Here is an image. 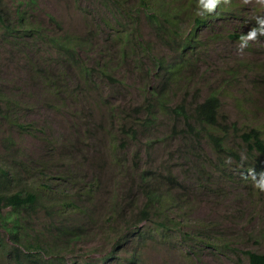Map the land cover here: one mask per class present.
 I'll use <instances>...</instances> for the list:
<instances>
[{
	"label": "rangeland",
	"instance_id": "374dc122",
	"mask_svg": "<svg viewBox=\"0 0 264 264\" xmlns=\"http://www.w3.org/2000/svg\"><path fill=\"white\" fill-rule=\"evenodd\" d=\"M2 2L16 22L18 10L24 25L43 28L40 36L15 38L0 25V103L12 105L8 116L0 114V162L17 166L45 204L25 229L24 240L40 237L39 264H101L123 237L125 264H250L245 250L264 252V192L248 176L250 169L264 172V154L241 136L252 128L264 135V50L238 51L234 35L248 24L244 4L206 14L208 22L197 29L203 46L190 50L195 61L184 65L181 81L167 85L166 108L152 93L162 82L155 62L179 54L162 42L140 0ZM248 8L264 10L256 0ZM194 17L181 23L184 33ZM59 35L75 38L86 71L47 41ZM211 92L222 100L214 130L224 136L222 154L208 139L211 126L195 121L191 129L172 110L183 98L190 105ZM7 136L14 138L9 147ZM146 175L158 194L169 196L166 212L177 228L152 218L131 231L137 225L129 227L131 213L147 200ZM81 191L89 196L81 201L84 213L47 210L54 197L77 198ZM61 221L81 226L84 235L68 243L56 227Z\"/></svg>",
	"mask_w": 264,
	"mask_h": 264
},
{
	"label": "trees",
	"instance_id": "16d2710c",
	"mask_svg": "<svg viewBox=\"0 0 264 264\" xmlns=\"http://www.w3.org/2000/svg\"><path fill=\"white\" fill-rule=\"evenodd\" d=\"M33 1V0H30ZM152 5V6H151ZM197 0H140V8L146 12L147 19L149 23L153 24L160 34L162 42L168 45L170 48H174L175 52L179 54V57L175 58L172 62H169L165 58H158L156 66L159 68V73H157L162 78L161 85L159 87L154 86L152 91L153 95L159 102V106L163 105L167 108L165 103L167 98V85H171L172 82L181 81V74L184 65L190 61H195L192 59L189 53L191 49L196 52L198 49L202 48L204 40L199 37L198 27L208 22L206 16L196 15L197 11ZM194 15H196L194 17ZM194 17V23L187 33H184L181 23L185 22L186 18ZM17 22L15 16L11 13L7 5L0 0V25L3 26L8 35L14 36L15 38L19 35L29 36L31 34H36L38 36L43 33V28L24 25L23 21L25 15L23 12L17 10ZM48 42L52 43L55 47L63 50L73 57L77 63H80L81 70L83 64L77 57V42L75 38L71 35L67 36H49ZM86 71V70H85ZM108 76L112 77L110 74ZM182 102L177 103L173 106L172 110L177 116H183L187 121V124L191 129H194L195 121L199 124H207L211 126V131H207L208 139L214 144L215 149L219 153H223L225 150V145L223 141L224 136H220L217 132H214L215 126L220 123V108L222 106V100L219 94L211 92L203 100L195 99L190 105L185 104V98ZM154 100L147 101L146 109L152 112L154 106ZM157 104V102H155ZM11 100H5L0 103V114L8 116L11 109ZM194 123V125L192 124ZM32 122L23 123L20 122L22 126H30ZM203 126V125H202ZM204 127V126H203ZM201 128V127H200ZM203 129V128H202ZM195 130V129H194ZM201 131V130H199ZM260 130L251 129L250 131L242 132L241 136L244 139L243 143L246 141V145L249 149H258L264 151V140L260 137ZM8 147L14 143V138L7 136L4 139ZM225 152V151H224ZM232 156L237 157L238 161L241 162V157L238 152L231 151ZM221 162L226 163L221 157ZM150 176L146 175L142 177L145 183V196L147 198L143 206L137 207L132 215V222H128L131 231L137 230L139 224L147 219H154L159 221V224L165 228H177L178 221H175L166 212V202L169 196L165 194H158L150 183ZM16 184L17 188L11 189V185ZM33 188V187H31ZM30 188V183L23 172L16 166L11 167L2 162H0V257H8L14 264H26V260H30L29 264H39L40 255L42 252L36 251L41 244L40 237L37 236L35 240L29 241L26 239L27 227L26 224L29 223L28 217H31L32 213L37 211L38 206L45 205L42 202L40 194L34 189ZM166 193V192H165ZM84 194L89 197L86 192H80L74 195L72 198L70 195H65L61 200L54 197L48 206L52 209H48L50 214L53 212L59 213L63 211H78L85 212V208L81 206V201ZM135 202L130 201L127 207V213H130L129 209L131 205ZM123 217L126 219V214L120 212L118 217ZM59 232L65 236L66 241L70 243L72 238L84 235V230L81 226L77 224H67L65 221H61L56 224ZM7 237L12 239L10 243ZM125 238L123 237L118 242V247L116 251L106 254L102 258L101 264H125L120 260V253L123 251L122 244L125 243ZM21 244L29 251H23L20 246L14 244ZM36 252H32V249ZM248 256L250 264H264V252H259L256 250H245ZM23 252V253H22ZM133 255V254H132ZM64 256L60 255L61 262H64ZM130 261L134 260V256L129 258ZM1 261V260H0ZM26 262V263H25ZM50 261L48 264H53ZM44 263V262H43Z\"/></svg>",
	"mask_w": 264,
	"mask_h": 264
},
{
	"label": "clouds",
	"instance_id": "9594fccd",
	"mask_svg": "<svg viewBox=\"0 0 264 264\" xmlns=\"http://www.w3.org/2000/svg\"><path fill=\"white\" fill-rule=\"evenodd\" d=\"M251 2L252 0H197L196 15L201 17L206 16V14L218 15L220 9L226 12L227 7L232 9V6L230 5L239 6V4H244L247 11L246 18L248 19V24L244 34L234 35L239 38L238 51L243 52L245 48L250 46L252 49H255V52H260L261 50H264V10L260 11L258 14H251L256 12V9L249 10L248 4ZM256 3L264 8V0H256ZM233 8L234 11H237V7ZM260 61L261 59H258V62ZM260 132V137L264 140L263 132L261 130ZM244 144H246V141ZM256 150L259 153L264 154V151ZM227 162H230V160ZM248 176L251 177L253 186L259 191L264 192V172L257 175L253 169H250Z\"/></svg>",
	"mask_w": 264,
	"mask_h": 264
}]
</instances>
